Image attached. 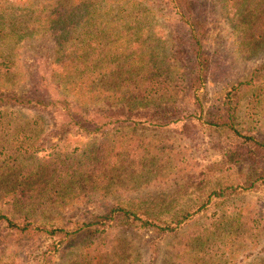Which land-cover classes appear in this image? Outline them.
<instances>
[{"label":"trees","instance_id":"trees-1","mask_svg":"<svg viewBox=\"0 0 264 264\" xmlns=\"http://www.w3.org/2000/svg\"><path fill=\"white\" fill-rule=\"evenodd\" d=\"M161 1L54 0L50 7L35 8L34 0H0V73L6 68V75H15L22 47L40 36H47L57 49L49 67L37 68L32 92L24 96L0 92V108L24 110L54 104L46 88L38 91L45 85L43 77L38 79L43 69L62 92L84 97L83 102L76 98L79 108H93L94 114L101 111L97 122L80 112H75L76 119L71 117L84 133L104 135L123 125L163 128L189 116L201 117L197 91L216 64L204 45L205 21L196 14L194 0H165L177 19L164 36L160 28L146 24L151 20L148 18L158 15ZM218 1L230 16L239 54L244 58L258 56L264 47V0ZM181 50L183 57L178 58ZM176 79L183 82V88L172 86ZM21 81L15 82L16 88ZM260 93L264 96V91ZM190 103L194 104L192 110L186 108ZM221 113L208 123L227 131L232 142L226 145L224 157L228 161L253 167L244 182L205 191L206 180L203 190L194 189L185 200L190 201L181 208L165 200L159 201L157 209L116 201L101 216L72 222L65 221L61 213L96 197L108 199L112 184L135 177L129 170L130 160L137 158L139 166L146 169L151 153L139 150L140 155L129 154L122 143L124 137L117 136L110 143L82 152L76 148L64 152L65 141L62 149L38 158L24 145V139H15L16 135L25 136L28 128L6 129L10 123L0 119V264H19L15 254L4 256L9 240L40 236L65 243L82 240L79 257L61 264H140L134 257V246L126 240L104 241L113 225L151 229L163 236L194 226L173 242L161 264H220L232 259L231 247L251 245L258 238L259 221L250 210L229 209L226 204L238 190H258L264 195V140L237 128L229 109ZM213 209L216 212L206 216Z\"/></svg>","mask_w":264,"mask_h":264},{"label":"rangeland","instance_id":"rangeland-1","mask_svg":"<svg viewBox=\"0 0 264 264\" xmlns=\"http://www.w3.org/2000/svg\"><path fill=\"white\" fill-rule=\"evenodd\" d=\"M34 1L33 7L39 8L41 5L50 7L54 0ZM194 2L196 14L200 16L202 22L205 21L207 28L204 43L206 51L216 62L210 78L203 79L197 91L203 110L201 117L189 116L183 121L163 128L151 126L129 128L123 125L110 128L104 135L84 133L71 121L72 118H77L75 112H80L82 117L97 122L99 121L97 115L101 111L96 110L94 114L91 111L93 108H79L76 98L83 102L84 97L69 91L62 92L54 81H50L52 79L50 74L46 75V70L43 69L39 72L38 79L43 77L45 85H41L38 91L46 88L51 98L55 100L54 104L46 108L33 107L24 110L0 108V119H6V122L10 123V127L6 129L13 128L16 131L28 128L29 132L25 136L16 135L15 139L18 141L24 139V145L30 146V153L38 158L53 154L65 141L67 143L63 146L64 152L71 153L75 148L82 152L96 149L103 142L110 143L117 136L124 137L122 143L127 146L128 149L125 150L129 154L136 152L140 155L139 150L151 153L152 159L146 169L139 166L137 158L131 159L129 170L135 173L132 180H125L120 185L112 184L108 199L96 197L92 202L77 204L70 208L71 210L62 212L65 221L90 220L101 216L106 208L116 201H128L140 207L152 205L157 209L159 201L165 200L181 208L182 204L190 201L185 200L194 189L203 190L202 184L206 180H209L205 188V191H208L210 187L242 183L248 174H251L253 167L242 162L235 165V160L228 161L224 157L226 145L232 143L231 139L227 131L221 127L211 126L208 122L212 121L210 118L222 114V110L229 109L233 113L237 128L240 126L253 133L257 139L264 140V96L260 93L261 90L264 91V47L260 49L258 56L244 58L239 54L229 22L230 16L222 10L221 3L218 0ZM159 4L161 5L158 15L148 18L151 20H146V24L149 27L160 28L165 36L173 29L177 15L165 0ZM141 25L143 26V22ZM37 39L39 40L28 42L22 47L18 65L14 70L15 75L11 77L6 75V68H3L0 73V92L12 91L19 96L29 95L32 92L31 84L36 78L37 68L49 67L48 65L54 61L57 50L54 42L47 36H40ZM183 53L181 50L178 58H182ZM252 77L250 84L242 85ZM21 79L19 87L16 88L18 83L15 82ZM172 86L177 89L180 86L183 88V82L176 79ZM152 103L158 104L159 101ZM178 105L185 106V103ZM186 108L192 110L194 104L190 103ZM182 115L181 111L180 117ZM2 129L3 127L0 128ZM179 199L181 202H178ZM228 199L226 205L229 209L246 208L251 211L259 221V234L251 245L237 244L231 247L229 250L234 253V257L223 260L220 264H264V195L258 190L252 192L238 190ZM214 212L216 211L213 209L206 216L210 217ZM201 224L200 221L197 226ZM193 227H185L174 236H163L151 229L138 231L113 225L103 239L106 243L112 244L120 239L129 242L134 246L136 250L134 257L140 264H161L173 242L181 235L191 232ZM77 241L78 243L74 241L65 243L48 236L11 239L4 248V256L8 258L12 253L15 254L19 264H61L66 259L79 257L82 240Z\"/></svg>","mask_w":264,"mask_h":264}]
</instances>
